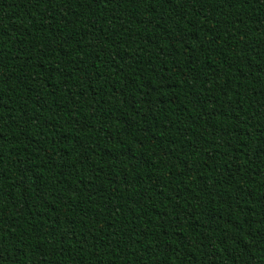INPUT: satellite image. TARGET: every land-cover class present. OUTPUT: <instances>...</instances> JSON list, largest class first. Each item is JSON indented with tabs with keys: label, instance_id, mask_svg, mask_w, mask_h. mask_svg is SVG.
Wrapping results in <instances>:
<instances>
[{
	"label": "trees",
	"instance_id": "trees-1",
	"mask_svg": "<svg viewBox=\"0 0 264 264\" xmlns=\"http://www.w3.org/2000/svg\"><path fill=\"white\" fill-rule=\"evenodd\" d=\"M0 264H264V0H0Z\"/></svg>",
	"mask_w": 264,
	"mask_h": 264
}]
</instances>
